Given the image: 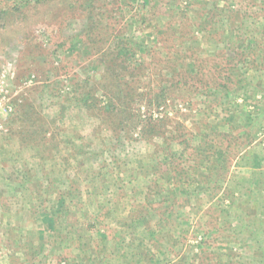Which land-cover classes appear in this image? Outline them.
Instances as JSON below:
<instances>
[{
	"label": "rangeland",
	"instance_id": "1",
	"mask_svg": "<svg viewBox=\"0 0 264 264\" xmlns=\"http://www.w3.org/2000/svg\"><path fill=\"white\" fill-rule=\"evenodd\" d=\"M12 1L0 0V6L8 10ZM83 1L31 4L9 12L0 21V107L4 111L0 115V264H27L30 254L35 264H88L89 259L99 264L96 248H103V244L95 240L96 235L105 234L109 240L116 223H123L145 200L158 215L152 214L151 224L161 218L160 223L165 225L162 219L165 217L166 222L170 219L160 216L158 209L171 200L169 197L178 206L185 205L189 196L197 199L190 198L189 204L174 215L181 238L177 240L180 235L175 227L171 231L168 225L152 226L156 234L150 243H157L159 237L160 245L151 246L140 264H164L180 257L190 264H264V126L259 124L262 118L257 112L259 107L247 103L255 101L261 105L259 96V100H254L256 96H248L246 88L247 91L232 90L230 97L218 105L204 98L189 99L187 95L169 100L159 109L141 104L139 110L134 107L131 120L139 124L130 132L135 142L125 139L118 142L98 120L82 116L76 108L65 110L75 107L74 81L101 72L91 63V51L81 37L86 27V14L81 10ZM210 1L96 0L94 12L108 15L107 22L117 33L124 30L127 40L145 41L149 47V55L145 57L150 66L146 72L150 82L144 87L150 89L156 86L157 76L165 73L163 67L167 64L174 68L179 63L192 65L202 60L204 67L209 68L219 61L215 54L224 48L222 29L216 23L210 24L207 33L196 29V23L202 20V8ZM228 3L231 11L228 30L244 35L252 44L256 40L264 42L261 36L264 31L256 25V21H262L264 28L262 13L252 1L228 0ZM244 12L257 15L247 19ZM242 20L245 23L242 31H236ZM170 27L179 29L186 38L171 36L166 32ZM100 95L97 94L98 104L104 100ZM60 107L63 112L57 116ZM25 108L30 113L42 111L48 119L58 118L62 120L59 124L64 123V132L57 136L53 146L46 147L42 158L36 150L18 145L17 134L28 127L22 114ZM137 117L139 120L135 121ZM170 121L172 125L167 131L182 124L184 137L210 128L218 130L221 123L249 130L252 143L230 158L218 193L206 191L208 172L200 168L197 173L194 158L176 160L182 167L177 168L181 171L178 173H187L189 177L183 174L175 179L172 166L161 165L169 134L164 140L139 141L145 122ZM54 131L50 129L47 139ZM191 145L196 146L197 142ZM171 147L180 150L176 144ZM212 149L207 154L212 155ZM191 150L188 148L186 155ZM214 155L210 160L218 162L219 154ZM167 170L169 175L161 173ZM54 212L63 214L61 230L47 231L44 222L50 223L52 219L45 213ZM123 228L128 229L126 233H133L132 229ZM137 233L127 239L134 247L138 244L135 238L142 236ZM60 237L80 238L82 243L78 250L67 251L69 257L64 255L63 262L55 242ZM175 237L177 242L172 245ZM124 247L129 246H123L121 252L117 249L119 253L114 254H124ZM114 254L112 260L117 262ZM107 257L110 256L105 253V260Z\"/></svg>",
	"mask_w": 264,
	"mask_h": 264
},
{
	"label": "trees",
	"instance_id": "2",
	"mask_svg": "<svg viewBox=\"0 0 264 264\" xmlns=\"http://www.w3.org/2000/svg\"><path fill=\"white\" fill-rule=\"evenodd\" d=\"M13 1L12 6L8 10L0 6V21L4 20L9 12L20 11L21 7L26 8L31 4L38 5L52 0ZM132 1L134 3L135 0ZM251 1L252 5L258 8V12L262 13L260 16L262 19L260 20H264V1ZM137 2L139 1L137 0ZM222 3L226 5H222ZM95 4L96 0H84L82 3L84 8H82L81 5V10L84 15L86 14V27L84 26L81 31V37L88 45L89 51H91V63L96 66V69H100L101 72L94 76L91 75L87 79H77L76 82L74 81L72 103L75 107H66L65 110L72 111L70 108H76L81 112L82 116L95 121L98 120L99 125L106 126L111 133V137L118 140V142L122 139L135 142L130 132L139 127L137 122L132 123L131 121L134 117V107L136 106L138 110L141 108L138 107L141 104H144L148 109H159L164 106L167 101H174L175 99L184 97V95H187L189 99L204 98L208 100V102H213L214 104L217 102L218 105V103L221 104L225 99L230 97L232 90L244 88L246 82L243 75L246 73V66H248L249 63L252 65L251 68H253L255 73H261L262 71L261 68L264 65L262 59L264 60V55H262L260 51L264 49V42L260 43L256 40L252 44L251 41H248V38H244V35L234 34L232 29L228 30L229 16L231 13L228 0H211L203 6L202 10H204V12L200 16L202 20L200 19L201 22L199 24L196 23V29L199 33H207L210 24L214 23L222 29V43L224 44V48L222 47L219 53L215 52L219 61L212 63L209 68L204 67L202 60H198L196 63L193 62L192 65L179 63L178 67L174 68L167 64V67H163L166 70L165 73L157 76L156 86L154 88L149 87L150 89H145L146 87H144V84L150 82L146 75L150 66H147L148 62L145 57L149 55H147L149 47L145 45L144 40L138 42L133 39L127 40L124 35V30H119L117 33L116 28L113 29L112 24L107 22L108 15L105 16L103 13L94 12L96 10ZM238 13H240V11H238ZM242 14L243 17L246 16L247 19H252L257 15L256 13L253 15L246 14V12ZM243 23L242 20L236 31L242 29ZM192 25L193 24L190 26ZM256 25L258 29L260 28L264 31V28L261 27L262 21H256ZM224 28L227 29L223 30ZM160 32L161 34L164 33L163 31ZM166 32H169L171 36H178V38L183 39L186 38L177 28H167ZM261 36L264 38L263 35ZM261 46H263V48H261ZM249 58L250 61L247 63ZM99 93H101L100 97H104V100L99 101L98 104L97 94ZM209 97H212V100H209ZM62 112L63 107H60L57 111V116L61 115ZM22 114L23 118H25L24 120L27 121L28 127H23L20 133L17 134L18 145L24 149L30 148L31 150H36L39 158H42L46 151V147L50 145L53 146L57 136L64 132V123L59 124L62 120L58 118L48 119L50 117H47L45 113L42 114V111L41 113H34V111L30 113V111L25 108ZM34 116H36L35 119L33 118ZM138 120L139 118L137 117L135 121ZM171 125V121L169 123L161 122L153 124L145 122L141 125L140 137H138L139 141L149 143L152 138H158L160 140L167 138L169 144L165 148V150H167L166 155H162L161 165L172 166L170 169L174 170V178L176 179L177 175L181 177L185 174L183 172L181 174L178 173L181 172L179 170H182V167H180V163H177L176 160L179 159V161L182 162L184 157L186 158L185 160L194 158V168H196V172L197 169L200 168L208 172L206 176L203 175L207 178L204 179H206L208 183L206 191H210V193L213 194L218 193V190L221 189L224 183L225 175L230 164V158L238 156L252 143L249 130L243 126L236 129L228 124L221 123L220 125L222 126L218 130L210 128L208 131L198 132L184 137L181 131L184 130L185 127L182 124L175 125L173 130L169 132L167 128ZM53 128L55 131L52 132L51 137L47 139V134H49L50 129ZM166 133L169 135L165 138ZM193 142H197V145H191ZM173 144L179 146L180 150H173L175 148L171 147ZM188 148L192 150L190 154L186 155ZM211 149L213 150V154H207ZM216 153L219 154L218 162L211 161L210 158L215 156L214 154ZM168 172L167 170L161 173L169 175L167 174ZM185 175L189 177V174L187 175L186 173ZM172 178L173 176L170 177L171 180ZM194 197L197 199L196 196ZM194 197L189 196L188 200L190 201V198ZM169 198L173 201L168 199L169 204L165 202V204L158 209L160 216L164 215L170 219L168 222L165 221V217L162 219L165 225L160 223L161 218L158 219V223L151 224L152 214L154 216L158 215L154 209L151 208L148 200H145L144 204L137 206L135 213L129 214L123 223H116V229L110 230L109 236L112 237L109 238V240L107 238L108 236L105 234L100 236L96 235L95 240L99 244H103V248L101 246L96 248L97 252H99L97 256L100 259L99 264H140L142 260H145L143 255L149 253L151 246L155 244L160 245L158 243L159 237L157 243H150V240L153 239L156 234L152 226L158 228L160 225L165 227L168 225L167 228L168 230L170 228L171 231L172 228L175 227L176 232L180 235H177L178 237L176 236L177 240L181 238V231L178 232L179 227L175 226L176 220L174 215L177 210H181L184 204L176 206L174 198ZM145 199L148 198L146 197ZM188 200H186V204H189ZM109 211L108 209L107 213ZM61 213L62 212H60V214L56 212L52 214L45 213L52 219L50 223L44 222L47 226V231H55L57 228L60 229L63 223V220H61L63 219V214ZM106 214H104V216H106ZM99 218V215H97L95 219L98 220ZM124 226L130 228V230L132 229L133 233L138 234L137 232H139L142 235L140 238H135L138 241L137 247H134L128 242L133 233H126L128 229L125 231L123 228ZM137 229L138 231H136ZM125 234L127 238L124 237ZM176 237L174 238V242L170 241L172 245L177 242L175 240ZM64 239L60 237L58 241L55 240L58 249L61 251L60 258L62 261L60 260V262H63L66 257H69L67 251L71 250L72 252V249L78 250L82 245L80 238L72 240L73 237H66ZM172 245L171 248H174ZM123 246H129L128 248L124 247V254H114L121 252ZM138 248L140 252H138ZM161 248L164 247L161 246ZM91 249L94 250L93 248ZM117 249L119 252H117ZM44 250H46V247ZM105 253H108L110 256L107 257L106 260L104 258ZM69 254L70 257L73 256L72 253ZM111 254L116 255L115 259L117 262L112 260ZM30 255L28 256L27 264H35L33 257ZM64 255H66V257ZM93 260L89 259L88 264H93ZM164 264L190 263H187L186 259L183 261V258L180 257Z\"/></svg>",
	"mask_w": 264,
	"mask_h": 264
},
{
	"label": "crops",
	"instance_id": "3",
	"mask_svg": "<svg viewBox=\"0 0 264 264\" xmlns=\"http://www.w3.org/2000/svg\"><path fill=\"white\" fill-rule=\"evenodd\" d=\"M261 48H263V46H261ZM261 54L264 55V49H261ZM263 61V64H264V60L262 59ZM249 68L246 69V73L244 74L245 75V86H244V90H246L247 88V92H248V96H251L253 97L254 95L256 96V98L254 100H259L257 99V97L259 96V98L261 99V105H258V104H255V101L254 102H250L248 101L247 103L249 104V106H252V107H259L257 110L258 113H259V119L260 117L261 118V121H260V126H264V65L262 66V71L261 73H255L252 65L249 63ZM258 103V102H257Z\"/></svg>",
	"mask_w": 264,
	"mask_h": 264
},
{
	"label": "built area",
	"instance_id": "4",
	"mask_svg": "<svg viewBox=\"0 0 264 264\" xmlns=\"http://www.w3.org/2000/svg\"><path fill=\"white\" fill-rule=\"evenodd\" d=\"M140 2V0H138ZM0 115H4V111L2 110V108L0 107Z\"/></svg>",
	"mask_w": 264,
	"mask_h": 264
}]
</instances>
